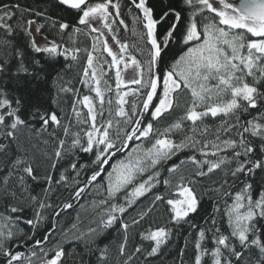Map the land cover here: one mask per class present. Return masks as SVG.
I'll return each mask as SVG.
<instances>
[{"label":"snow or ice","instance_id":"1","mask_svg":"<svg viewBox=\"0 0 264 264\" xmlns=\"http://www.w3.org/2000/svg\"><path fill=\"white\" fill-rule=\"evenodd\" d=\"M0 264H264V0L0 2Z\"/></svg>","mask_w":264,"mask_h":264},{"label":"trees","instance_id":"2","mask_svg":"<svg viewBox=\"0 0 264 264\" xmlns=\"http://www.w3.org/2000/svg\"><path fill=\"white\" fill-rule=\"evenodd\" d=\"M0 2H8V0H0Z\"/></svg>","mask_w":264,"mask_h":264},{"label":"rangeland","instance_id":"3","mask_svg":"<svg viewBox=\"0 0 264 264\" xmlns=\"http://www.w3.org/2000/svg\"><path fill=\"white\" fill-rule=\"evenodd\" d=\"M111 75V74H110Z\"/></svg>","mask_w":264,"mask_h":264}]
</instances>
